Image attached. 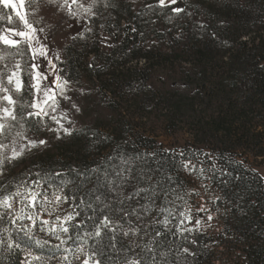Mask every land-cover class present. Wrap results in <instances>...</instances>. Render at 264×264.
<instances>
[{"label": "trees", "instance_id": "trees-1", "mask_svg": "<svg viewBox=\"0 0 264 264\" xmlns=\"http://www.w3.org/2000/svg\"><path fill=\"white\" fill-rule=\"evenodd\" d=\"M69 2L26 0L27 15L42 27L41 11L52 7L86 22L65 45L58 68L64 80L88 86L86 112L96 115L70 135L52 131L46 145L3 159L0 199L14 196L17 180L18 187L61 189L77 210L84 195L119 199L145 223L118 232L119 251L140 264H264V177L249 164L250 157L264 160V0H178L179 13L176 4L161 7L158 0H90L84 7L94 15ZM11 18L22 25L0 3V34ZM71 19L52 26L50 37ZM0 55L1 76L21 65L14 128L45 136L46 119L27 115L31 51L0 43ZM153 113L166 128L187 130L190 144L168 149L146 133L142 122ZM193 170L213 188L217 230L187 218L197 191ZM3 211L0 264H84L61 250L46 256V245ZM72 225L79 245L84 223ZM29 249L35 256L26 260Z\"/></svg>", "mask_w": 264, "mask_h": 264}, {"label": "rangeland", "instance_id": "rangeland-1", "mask_svg": "<svg viewBox=\"0 0 264 264\" xmlns=\"http://www.w3.org/2000/svg\"><path fill=\"white\" fill-rule=\"evenodd\" d=\"M76 1H79L83 6H88L87 4L90 2V0ZM130 1L138 3L141 0ZM72 2L73 1L71 0L69 4ZM10 4L15 5V7L10 8H12L16 16L18 12L25 15L26 19L32 23L33 27L36 29L35 35L39 43L34 40L33 47H39L40 44L47 46V58L37 57L36 60H33V63L38 64L40 70L48 74L50 79H54L55 77L52 76L47 60H52L56 69L59 70L58 63L64 59L65 45L73 36L80 33L86 27V22L81 20L78 12L77 15H72L71 18L74 19H71L63 12H55L56 10L50 7L42 9L41 13L45 15L46 21L42 27H38L28 18L26 0H10ZM175 4L177 5V8H183L181 4H178V0H176ZM70 8L71 7L69 6V9ZM64 19H71L66 30L60 32L61 29H56L55 36L50 37L48 30L53 28L52 26L54 25L57 26V23ZM9 22L10 24H8L0 35H9L12 37V32L9 30H24L22 21L21 26L17 25L12 18L9 19ZM12 38L19 39V37ZM57 55L59 56V59H56ZM12 72H17L21 78L20 69H16L15 66L10 67L6 75H0V82H2L0 83V87H7L9 89V93L7 94H10L17 102L19 93L13 90L14 83L9 84L7 81V76L11 75ZM154 82L157 83L158 81L154 80ZM89 93L88 86L85 83L80 86L68 83L66 95L71 97V100H64L58 96L59 107L57 111L50 113L49 116H43V118L46 119L47 126L45 136H38L29 131L15 129L14 125L16 122L8 120L7 124L9 127H6L4 133L0 134V159L3 160L5 158H10L13 155V151H21L22 146V154L41 146L31 147L26 138L46 140L48 143L53 136L52 131H49L48 129L58 128L55 121L50 118L51 115H55L64 127L70 129V131L85 122H92L96 115V111L86 112V98ZM5 94L6 93L0 92V97ZM33 99L31 103L33 102ZM73 104L77 107L74 108L72 106ZM6 106L12 107L7 105L6 101L0 100V108ZM77 108L79 109L78 111ZM46 111H48V109H46ZM48 121L51 122V125L47 124ZM141 127L146 133L156 136L157 140L168 149L179 150L191 142V136L187 130L166 128L164 120L159 117L158 113H153L149 118L145 119L142 122ZM17 132H22L23 137L26 138L16 135ZM56 133L58 135L65 134L63 130ZM249 164L264 177V160L261 158L255 159L250 157ZM199 176L200 175L196 170H193L190 174V177L194 182V188L197 191H192L193 194L190 196V204L188 208L189 214L187 218L191 224H197L196 222L200 221L199 224H201L205 230H217L218 228H221V221L209 203L214 195L211 192L213 188L209 184L201 181ZM23 182H27V180ZM18 183L17 180L13 185L17 187L15 193L19 192L20 195L9 197L11 208L4 207L3 209H0V214L4 212L3 210L9 209L13 218L20 222L21 226H23L27 232L34 234L40 242L46 245V256H51L57 252V250H61L62 256L70 262L84 263L85 260H88V264H95L96 261H99L100 264H128V262L133 261L126 260L125 255L119 251L120 247L118 241L120 239V234L118 232L123 231L122 234L125 235L127 228L145 223L140 222L139 218L136 216L130 217V213L125 211L121 206V201L119 199L106 200L103 198H94L91 195H84L79 209L77 210L72 199H63L65 196L61 189L56 190L40 183L35 184L33 187L34 182L30 184L31 187H23L22 185L18 187ZM205 186L207 189L203 188ZM33 192L39 193L35 199H33L31 195ZM57 195L62 198L60 202H56L55 197ZM201 209H203V211H201ZM67 216L73 218L71 220H65V217ZM29 217H32V219H29ZM105 217H108L110 224L108 227H101V235L97 237L95 236L97 226L101 224V221H103ZM209 217H211V219H209ZM75 219L84 223L83 237L81 238L83 241L79 245L76 244V241L72 242L75 237H78L75 232V234H72V230L75 229L74 225H72L74 224ZM43 221H48V223L44 224ZM133 222H136L137 224ZM64 227L68 228L66 233L61 231ZM124 231L126 232L124 233ZM25 256L26 260L30 257H34V251L32 249L27 250ZM92 257H94L93 261H91Z\"/></svg>", "mask_w": 264, "mask_h": 264}, {"label": "snow or ice", "instance_id": "snow-or-ice-1", "mask_svg": "<svg viewBox=\"0 0 264 264\" xmlns=\"http://www.w3.org/2000/svg\"><path fill=\"white\" fill-rule=\"evenodd\" d=\"M76 0H73V3H75ZM176 0H158V3L161 7H166L168 4H175ZM0 3H3L6 7H15V5L10 4V0H0ZM80 7L83 8L84 12L88 13L89 15H94L91 11V6L89 7H84L83 5H80ZM174 12L179 13L182 11L180 8H174L172 9ZM71 15H77L76 12L70 11ZM17 16L20 21L23 22L24 30H9L12 32V37H19V39L12 38L9 35H0V43L3 45L9 46L11 48L19 50V47L21 45H27L28 49L31 51L32 60H36L37 57L41 58H47V46L40 44L39 47H33V41L35 40L37 43H39L35 33L36 29L33 27L32 23H30L25 15L20 14L19 12L17 13ZM42 31V29H41ZM21 54L22 53H19ZM5 57L3 55H0V60H3ZM56 59H59V56H56ZM47 63L51 69L52 76L55 77L54 79H50L49 75L44 73L43 71L40 70L39 65L36 63H33L31 65L32 72L29 74V88L34 89V99L33 102L28 105L27 107H30L32 111H29L27 115L29 117H43V116H49L50 113H54L57 111L59 107V101L57 97H61L64 100H71V97L66 95L67 91V86H68V81L64 80L62 76L59 75V70L56 69V66L52 63V60L48 59ZM21 65L19 62H16L15 68L20 69ZM2 75V73H0ZM7 81L9 84L14 83V91L17 93H20L21 90L24 87V83L21 80L20 76L18 75L17 72H12L11 75L7 76ZM2 83V82H0ZM0 92L6 93L2 97H0V100L6 101L7 105L12 106V107H2L0 108V134L4 133L6 127H9L7 124L8 120L11 121H16L17 120V115L15 112V106H16V101L13 99V97L9 93V89L7 87H0ZM74 108L77 106L75 104L72 105ZM48 109V111H46ZM79 109L77 108V111ZM55 123L58 125V128L56 129H48L49 131H54V132H59L60 130H63V132L66 135H70L71 131L68 128H65L64 125L60 122L59 119L55 115H51L50 117ZM66 118V117H65ZM21 128H23V125H21ZM16 135L23 137L22 132H17ZM26 138V137H23ZM59 138V137H58ZM28 139V144L31 147H36L39 145H46L47 141L46 140H35V139ZM23 151V146L21 148V151H13V155L8 158L10 160H15L19 157H21ZM4 161L0 159V166H2ZM138 194V193H137ZM13 195H20L19 192L14 193ZM32 198L35 199L39 193L33 192ZM9 197H5L3 199H0V206L6 207V208H11V204L9 203ZM56 202L61 201L60 196L55 197ZM64 200H67V197H63ZM203 211V209H201ZM73 217L67 216L65 217V220H71ZM29 219H32V217H29ZM190 219V217H189ZM211 219V217H209ZM44 224H47L48 221H43ZM197 224L200 223V221L196 222ZM110 224V221L108 220V217H105L103 221H101V224L97 226V230L95 232V236L99 237L101 235V227H108ZM63 232H67L68 228L64 227L61 229ZM91 235V234H89ZM127 235V233H125ZM37 244H40V241H36ZM63 243V241H62ZM11 246V245H9ZM185 252H187V249H184ZM95 255V254H93ZM84 264H88V260L84 261ZM95 264H100L99 261H96ZM128 264H140L139 261H130Z\"/></svg>", "mask_w": 264, "mask_h": 264}]
</instances>
